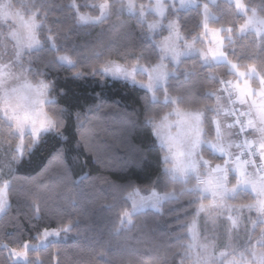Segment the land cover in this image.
Masks as SVG:
<instances>
[{
  "label": "trees",
  "instance_id": "1",
  "mask_svg": "<svg viewBox=\"0 0 264 264\" xmlns=\"http://www.w3.org/2000/svg\"><path fill=\"white\" fill-rule=\"evenodd\" d=\"M11 2L17 8L28 4L39 9L42 45L28 59L34 77L50 84L46 109L63 120L65 139L48 131L29 150L31 137L26 135L24 154L14 161L18 139L0 121V178L11 182L9 204L0 217V244L22 251L24 243L37 245L45 229H62L71 222L66 237L30 250L27 264H180V253L190 240L187 227L198 204L196 194L169 174H160L158 149L142 120L145 110L158 106L146 100L147 90L102 72L108 60L127 66L137 58L141 63H155L161 55L158 42L168 35L166 26L152 35L136 13L121 6L123 0H109L110 15L99 24L78 22L73 0ZM102 2L75 0L81 13L92 16L99 14L97 5ZM244 2L258 10L264 5V0ZM136 3L153 4L151 0ZM205 3L212 14L209 27L233 28L230 58L241 65L261 66L264 49L256 47L258 38L251 33L237 35L243 17L228 0H198L186 9L167 3L168 15L176 17L181 32L191 40L203 32L200 5ZM23 11L30 14L27 7ZM155 18L147 15L149 21ZM49 35L55 37L61 54L76 60L75 67L56 62ZM196 45L203 47L200 42ZM165 63L171 72L167 91L181 97L186 107L210 101V90L221 93L218 77L234 79L225 65L210 69L199 56L184 58L178 65ZM77 72L82 75H74ZM252 83L257 85L255 80ZM57 149L63 151L62 156L56 155ZM150 187L161 193L174 191L176 198L166 199L159 211L138 212L131 225L121 226L120 213L131 208L128 192ZM251 198L248 192L229 202L245 203ZM33 202L39 206L38 215ZM11 259L7 249L0 248V264H11Z\"/></svg>",
  "mask_w": 264,
  "mask_h": 264
},
{
  "label": "snow or ice",
  "instance_id": "2",
  "mask_svg": "<svg viewBox=\"0 0 264 264\" xmlns=\"http://www.w3.org/2000/svg\"><path fill=\"white\" fill-rule=\"evenodd\" d=\"M198 4V0H179L180 7L194 6ZM233 5L236 13L243 17V22L238 25L236 32L240 36H247L251 33L254 37L258 38L256 47L264 49V5L258 10L257 7L245 3L244 0H233ZM125 5L122 3L121 5ZM173 7H175V0H173ZM203 8V19L201 26L203 32L194 35L191 40L181 32L180 24L178 20L167 19L168 5L163 0H155L154 4H136L134 0H127L126 7L129 12L136 13L141 22L146 24L147 30L153 35L158 29L166 26L168 35L163 37L158 42L160 49V58L155 63H141L137 58L131 66L120 64L115 60H108L102 66V71L113 76H120L126 79H130L135 83L141 84L150 93L151 97H146L155 101L157 99L156 90L159 87H163L165 93H167V82L170 75L168 65L165 63L166 58L170 57L171 61L179 64L181 57L183 56H195L198 55L204 65H207L210 69L213 66L225 65L234 79H224L218 77L222 88L219 91L228 92L229 89H234L236 95L244 96L245 98H259L261 96V89H264V62L261 66L256 63H247L241 65L234 61L229 56L228 49L234 44L233 28L221 26L220 28L209 27V20L211 17L208 4L200 5ZM29 8L30 14L25 15L23 8ZM99 14L92 16L90 14L81 13L79 6L73 0L72 8L75 10L77 21L80 23H102L111 12V4L109 0H103L102 3L97 5ZM151 13L156 19L149 21L147 15ZM40 15L39 9H36L34 5L25 4L21 8H17L13 5L11 0H0V24H7L9 21L14 27H10L7 33L6 39L12 42L14 48L15 60L19 62L21 57L25 54V51H31L42 45L41 40L38 37V29L41 26V21L38 20ZM218 19V18H216ZM167 23L165 25V21ZM222 33H227L223 35ZM210 34L211 42L207 49L198 48L196 46V40L201 36L207 38ZM0 33V36H3ZM51 43L53 50L56 52L55 60L57 63L66 64L71 67L76 66V60L67 53H60L59 48L56 45L55 37L49 35L47 37ZM182 42V43H181ZM3 43V41H0ZM235 53V49H231ZM4 64L0 63V78L4 76ZM187 71V70H185ZM143 75L145 79L138 80L137 75ZM76 76L82 75V73H74ZM253 80L257 82L259 87H253ZM35 87L41 95L47 96L50 84L45 81H39L38 85H29ZM213 95H216L219 99V92L217 90H210ZM165 98H169L167 95ZM175 100L176 97H171ZM259 107L257 111L259 112ZM63 112L64 109H60ZM8 120L7 130L9 134L17 137L18 143L15 147V155L12 159L14 161L19 160L25 150L24 145V125L16 119L15 125H13V117L5 113ZM63 126V120L58 116L50 115L47 112L42 114L39 127L33 122L31 128L30 137L32 147H35L41 138L42 132L53 131L61 139H65L61 133V127ZM254 134L258 135L264 132V128H257L253 125ZM241 131L244 128L241 127ZM247 143V139L245 140ZM57 156H62L63 151L57 149ZM205 161V164H208ZM220 165H216L213 171L220 169ZM235 175H230L227 169H224L222 177H216L210 180L205 185V190L211 193V198L198 194L196 199L198 204L195 208V214L191 223L187 227L189 235H192L193 228L195 229L194 242L188 243L187 250L191 256L190 264H216L214 259L213 249L215 248V242H209L207 244L198 243L197 232V218L201 213L209 212L210 210H217L214 215H224L223 210H227L226 219L229 221L231 227L229 229L228 243L225 245L224 250L219 252V258L222 264H264V172L259 169L254 172H250L247 166H241L235 164L233 166ZM171 179L175 180V173L171 174ZM186 181V177H185ZM11 182L6 179L0 178V213L5 212L7 205V190L10 188ZM195 187V186H193ZM251 192L252 198L245 203L233 204L229 203L231 200H235L243 193ZM148 194H141L139 188H133L128 192L127 197L131 201V210H123L120 213V225H131L133 223L132 216L145 208L152 207L161 210V203L166 199H174L175 193L157 191L155 187H150L147 190ZM207 201V202H205ZM33 207L38 215L40 212L39 206L33 202ZM233 210L236 215L233 216ZM247 210L251 213L253 210L257 213V218L251 220V230L253 233L258 231V235H249L248 242L243 250H238L232 246V229L238 228V220L242 216L243 212ZM213 222L215 223L214 217ZM71 222L66 224L62 229L49 231L45 229L42 233V237L46 239L49 236H59L61 231L68 232L71 230ZM35 247L28 243L23 244L25 250ZM0 248L7 249L8 256L11 259V264H20L23 260V264H27L26 251H17L15 248L9 247L8 244H0Z\"/></svg>",
  "mask_w": 264,
  "mask_h": 264
},
{
  "label": "clouds",
  "instance_id": "3",
  "mask_svg": "<svg viewBox=\"0 0 264 264\" xmlns=\"http://www.w3.org/2000/svg\"><path fill=\"white\" fill-rule=\"evenodd\" d=\"M7 33L0 36V41L6 39ZM3 64L5 74L0 78V121L8 123L7 113L13 117V125L18 119L24 125V135L30 136L33 122L39 127L42 114L48 113V97L29 86L39 82H33L22 73L17 74L10 63ZM158 90L160 95H157ZM166 95L169 98H165ZM207 95L210 101L186 107L182 106L181 97L165 93L161 86L156 90L157 99H149L151 104L158 106L145 110L142 120L158 149L160 174L171 176L175 173L174 181L183 184L186 191L196 194V197L202 194L211 198L205 185L216 177H222L225 168L230 175H235L233 166L237 163L246 165L250 172L257 169L264 172V132L256 135L253 130V125L264 128V89H261L259 98L236 95L234 89L221 91L219 99L211 92ZM173 96L177 99H171ZM205 161L209 163L205 164ZM216 165L221 168L213 171ZM194 236L193 228L188 243L194 242ZM188 243L183 246L185 251L180 253L183 256L180 264H190Z\"/></svg>",
  "mask_w": 264,
  "mask_h": 264
},
{
  "label": "rangeland",
  "instance_id": "4",
  "mask_svg": "<svg viewBox=\"0 0 264 264\" xmlns=\"http://www.w3.org/2000/svg\"><path fill=\"white\" fill-rule=\"evenodd\" d=\"M123 1L125 2V9H126V11H128V9L126 7L127 0H123ZM151 1L153 2V4L155 3V0H151ZM208 1L210 3H215L216 2V0H208ZM228 1L233 3V0H228ZM134 2L136 3V0H134ZM163 2L165 4L170 3L171 6L173 5V0H163ZM175 6H177L180 9H186V8H189V7H193V6L180 7L179 0H175ZM168 7H169V5H168ZM202 12H203V10H202ZM129 13H133L134 14V12H129ZM210 14H211V12H210ZM25 15H28V14L25 13ZM211 17H212V14H211ZM167 19H175V20H177L174 15H172V16L168 15V9H167ZM166 23H167V20L165 21V24ZM81 24H92V23H81ZM10 27H14V25H12L10 21L7 24H0V33L6 34L7 32H9ZM159 30L160 29H158L156 32H158ZM237 35H239V34L237 33ZM196 42H200L201 44H203V47H198L196 45L198 48L207 49L209 43L211 42L210 34L208 35L207 38H204L203 36H201L199 39L196 40ZM38 48L39 47L34 48L30 52H32V51H34V50H36ZM158 48H159V46H158ZM30 52L26 50L25 54L21 57V60L19 62H17L15 60L14 48L12 46V42L10 40L5 39L3 41V43H0V63H10L12 65V67H13V70L17 74H21L22 73L25 76H27L29 79H31L33 82H39V81H41L43 79H41L40 77L39 78H35L34 75H33L34 70L32 69V66H31V64L29 62V59H28V56H29ZM195 56H198V55H195ZM191 57H194V56H191ZM184 58H189V57L188 56H183V57H181V60L184 59ZM166 60L171 61V59H166ZM171 62L173 64H175V65H178V64H176L173 61H171ZM120 64H122V63H120ZM103 74L105 76H107V77H110V78H113V79H120V80L128 81V82H130L132 84H135V85H137V86H139L141 88H144V87H142L141 84L135 83V82H133L130 79H126V78H123V77H120V76H113L111 74H107V73H104V72H103ZM140 76H142V75H140V74L137 75V79L138 80H141ZM253 87H257V85H253ZM144 89H146V88H144ZM47 97H48V92H47ZM43 133H46V132H43ZM25 136L26 135L23 136V139H24ZM24 145H25V143H24ZM140 190H141V194H143V195L147 194V190H145V189H140ZM6 200H7V205H6V208H7L8 204H9L7 196H6ZM162 203H161V205H162ZM6 208H5V211H6ZM147 209L157 210V209L152 208V207L145 208L144 210H147ZM130 210H131V208H130ZM144 210H142V211H144ZM216 211L217 210H210L209 212L201 213L200 216L197 218L198 243L199 244H207L209 242H215V248L213 249L214 259H215L216 264H222L221 259L219 258L218 254H219V252L221 250H224L225 245L228 243L229 229H230L231 225H230L229 221L226 219L227 210H223L224 211V215H218V216L214 215V213ZM232 214H233V216L236 215L235 210H233ZM2 215H3V213H0V217ZM210 217H214L215 223L213 222V218H210ZM249 217L251 218V220H255L257 218V213L255 212V210H253L251 213H249L247 210H245L243 212L242 216L240 217V219L238 220L239 227L235 228V229H232V231H231L232 246L235 247L238 250H243V248L246 246V244L248 242L249 235H254V233L251 230V220L249 219ZM123 226H129V224H124ZM52 230H55V229H50L49 231H52ZM255 234L258 235V231ZM67 235H68V232L61 231L59 236H49L46 239H44L41 236V239H40L39 243L37 245H34L35 247L29 248L27 250L23 249L21 252H25L26 251V260H27V255H28V252L30 250H35V249L42 248V247L46 246L47 243H49L50 241L58 240L59 238H62V237L64 238ZM12 259H14V258H12ZM20 263H23V260Z\"/></svg>",
  "mask_w": 264,
  "mask_h": 264
},
{
  "label": "built area",
  "instance_id": "5",
  "mask_svg": "<svg viewBox=\"0 0 264 264\" xmlns=\"http://www.w3.org/2000/svg\"><path fill=\"white\" fill-rule=\"evenodd\" d=\"M222 88V85L220 86V89Z\"/></svg>",
  "mask_w": 264,
  "mask_h": 264
}]
</instances>
